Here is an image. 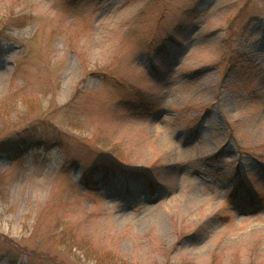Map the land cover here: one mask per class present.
<instances>
[{"label": "rangeland", "instance_id": "rangeland-1", "mask_svg": "<svg viewBox=\"0 0 264 264\" xmlns=\"http://www.w3.org/2000/svg\"><path fill=\"white\" fill-rule=\"evenodd\" d=\"M0 264H264V0H0Z\"/></svg>", "mask_w": 264, "mask_h": 264}]
</instances>
